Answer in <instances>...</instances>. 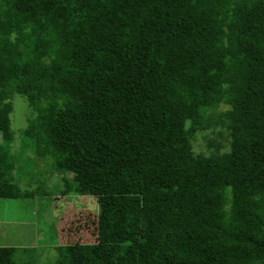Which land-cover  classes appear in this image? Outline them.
<instances>
[{"label": "trees", "instance_id": "trees-1", "mask_svg": "<svg viewBox=\"0 0 264 264\" xmlns=\"http://www.w3.org/2000/svg\"><path fill=\"white\" fill-rule=\"evenodd\" d=\"M15 93L63 194L99 204L97 242L55 264H264V0H0V198H35L13 180ZM217 122L230 150L195 154ZM19 250L0 264H32Z\"/></svg>", "mask_w": 264, "mask_h": 264}, {"label": "rangeland", "instance_id": "rangeland-1", "mask_svg": "<svg viewBox=\"0 0 264 264\" xmlns=\"http://www.w3.org/2000/svg\"><path fill=\"white\" fill-rule=\"evenodd\" d=\"M11 101L13 180L23 192L32 191L37 196L0 198V216L3 217L0 246L20 248L15 255L20 262L55 264L59 245L97 242L99 204L96 197L90 195L63 194L67 190L65 180L72 179L73 173L59 170L51 156L39 155L36 138L26 133L37 117V107L31 106L27 97L19 93L13 94ZM229 108L228 104L222 103L210 108L206 114L215 118ZM230 144V131L219 122L191 137L195 154L223 153L230 150Z\"/></svg>", "mask_w": 264, "mask_h": 264}, {"label": "crops", "instance_id": "crops-1", "mask_svg": "<svg viewBox=\"0 0 264 264\" xmlns=\"http://www.w3.org/2000/svg\"><path fill=\"white\" fill-rule=\"evenodd\" d=\"M3 222V217L0 216V224ZM62 226V224L60 225ZM59 238V237H58Z\"/></svg>", "mask_w": 264, "mask_h": 264}]
</instances>
